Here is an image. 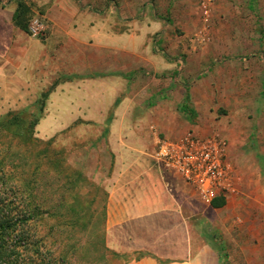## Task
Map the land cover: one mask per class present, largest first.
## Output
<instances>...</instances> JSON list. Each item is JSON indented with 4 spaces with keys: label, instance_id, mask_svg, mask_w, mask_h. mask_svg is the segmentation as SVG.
<instances>
[{
    "label": "rangeland",
    "instance_id": "rangeland-1",
    "mask_svg": "<svg viewBox=\"0 0 264 264\" xmlns=\"http://www.w3.org/2000/svg\"><path fill=\"white\" fill-rule=\"evenodd\" d=\"M23 1L27 27L41 14L48 29L39 40L72 66L38 88L0 81V124L15 114L38 118V142L13 138V158L30 169L24 177L37 180L42 198L70 204L62 211L76 220L75 239L91 250L105 231L118 143L153 158L157 137L218 134L239 190L224 208L202 198L187 207L201 208L228 264H264V0ZM186 94L194 114L180 109ZM107 247L119 254L107 252L111 264L137 256ZM88 256L95 261V252Z\"/></svg>",
    "mask_w": 264,
    "mask_h": 264
},
{
    "label": "crops",
    "instance_id": "crops-1",
    "mask_svg": "<svg viewBox=\"0 0 264 264\" xmlns=\"http://www.w3.org/2000/svg\"><path fill=\"white\" fill-rule=\"evenodd\" d=\"M18 1L0 0V81L18 83L10 87L38 88L71 69L72 60L68 55L52 56L46 44L15 25ZM102 69L94 72L99 76ZM117 147L116 171L107 183L106 244L137 254L125 264H223L221 246L201 224V208L187 207V200L200 203L198 191L175 171L146 156L137 144L118 143ZM231 197L214 208L229 206Z\"/></svg>",
    "mask_w": 264,
    "mask_h": 264
},
{
    "label": "trees",
    "instance_id": "trees-1",
    "mask_svg": "<svg viewBox=\"0 0 264 264\" xmlns=\"http://www.w3.org/2000/svg\"><path fill=\"white\" fill-rule=\"evenodd\" d=\"M29 11L28 5L19 0L14 22L25 31L28 30ZM188 100L189 94H186L180 109L194 114ZM37 121L38 118L25 121L15 114L0 124L10 134L6 135V141L0 136V264H97L98 261L111 264L106 257L107 252L116 257L119 254L107 247L105 231L100 241L91 243V250L80 238L75 239L73 225L76 220L71 221L67 211H62L70 204L61 199L55 205L50 198H42L38 193L37 180L24 177L30 169H25L13 158L15 152L10 147L13 138L26 145L38 142L31 137ZM7 186L11 187L12 193L6 192ZM211 204L221 207L226 204V199L215 198ZM66 209L73 211V208ZM91 251L96 254L95 261L88 256ZM223 264H228L226 258Z\"/></svg>",
    "mask_w": 264,
    "mask_h": 264
},
{
    "label": "built area",
    "instance_id": "built-area-1",
    "mask_svg": "<svg viewBox=\"0 0 264 264\" xmlns=\"http://www.w3.org/2000/svg\"><path fill=\"white\" fill-rule=\"evenodd\" d=\"M47 29L41 14L31 18L28 26L31 37L44 39ZM153 157L179 174L208 203L219 197L227 199L239 190V177L228 160V141L218 134L199 136L188 132L174 140L157 137Z\"/></svg>",
    "mask_w": 264,
    "mask_h": 264
}]
</instances>
